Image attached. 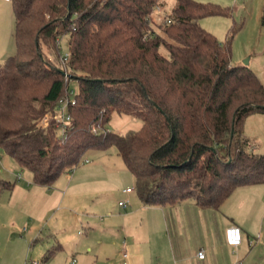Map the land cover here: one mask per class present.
I'll use <instances>...</instances> for the list:
<instances>
[{
    "label": "trees",
    "instance_id": "trees-1",
    "mask_svg": "<svg viewBox=\"0 0 264 264\" xmlns=\"http://www.w3.org/2000/svg\"><path fill=\"white\" fill-rule=\"evenodd\" d=\"M160 2L10 0L14 54L0 64V148L36 185L51 186L88 151L109 148L144 205L191 200L216 211L235 188L264 183V155L249 151L243 130L246 117L264 114V83L231 65L235 28L219 42L199 24L231 10L175 0L155 24ZM62 37L77 82L64 139L52 119L67 88ZM113 113L139 120V130H106ZM9 188L0 181V193Z\"/></svg>",
    "mask_w": 264,
    "mask_h": 264
},
{
    "label": "rangeland",
    "instance_id": "rangeland-1",
    "mask_svg": "<svg viewBox=\"0 0 264 264\" xmlns=\"http://www.w3.org/2000/svg\"><path fill=\"white\" fill-rule=\"evenodd\" d=\"M195 1L211 3L231 10L230 16L205 17L199 21V24L204 30L213 34L219 42H224L230 31L235 28L236 32L231 45V65L238 66L247 62L248 69L261 83H264V25L261 24L264 0ZM174 6L175 0H161L160 5L154 8L150 15V20L155 24H160ZM153 27L156 25L153 24ZM12 31L11 4L0 1V64L7 56L14 54ZM59 47V53L62 56L68 52L67 37L59 39ZM48 56L52 60L55 59L51 54ZM69 83L74 85V88L77 86V82L74 80ZM140 126L141 123L137 119L113 113L105 129L123 135L130 131H138ZM243 130L250 143L249 151L264 155V114L255 113L246 117ZM115 153L113 148L90 150L85 153L83 158L87 159L88 163L81 162L79 165H83L81 168H96L92 181L97 183L95 190L97 194L92 196V193L84 194L86 190H81L77 195L79 197L69 199L70 189L65 201L73 207L70 213L75 218L72 220L74 223L64 227L65 230L61 228L58 231L55 229V219L63 214L68 215V211L64 210L67 207H63L61 199L67 183L64 176L70 171L62 173L48 187L53 191V195H51L53 198L49 201L44 212L40 214L32 207L35 198L29 207L22 202L23 195H26L27 185L32 183V174L20 168L0 148V170H3L0 173V179L15 184L13 198L9 200L8 196L3 194L0 199V264H31L33 262L37 264H72V260H74L73 264H175V260L179 257L175 258L170 247V240L163 233L167 225L162 224V214L156 210L152 211L157 213V229L146 226L145 214L142 211L144 206L136 196L134 184H131L133 177ZM79 165L72 167L71 171ZM126 187L134 189L127 196L121 192ZM56 190L59 192L55 193ZM74 194H77L76 191ZM129 198L131 200H129L127 209L133 212L131 213L133 217L125 220L129 230H124L123 227L116 224L119 226L115 227L117 231H113L114 234H105L99 227L100 222H97L91 223V226L95 227L91 233L83 219L77 220L78 216H81V212H85L90 206L91 201L104 205L105 211L96 215L101 218L106 214L113 213L115 215L121 212L117 205L118 200L123 201ZM145 207L148 209L150 206ZM22 209H27L35 217L22 213ZM199 209L207 211L200 207ZM220 211L224 217H232L234 222L242 223L249 233V242L244 239L241 249L237 252L239 262H235L236 250L232 248V254H227V252L221 254L224 259L221 262L223 264H264V183L235 188L225 200L224 205L220 207ZM164 216L167 217L165 212ZM97 217L95 218L97 219ZM115 217L119 220V217L115 215L111 218L106 217L104 222L111 221ZM219 217L221 218V215ZM32 224L37 227L36 230H40L39 239L34 242L30 238L32 234H28ZM48 234H53L58 242L63 238L68 241V244L63 243L67 247L65 252L56 255L51 263L45 262L48 251H54V244L47 245L44 242L45 239H48ZM99 240L101 244H99ZM195 261L202 263L197 258Z\"/></svg>",
    "mask_w": 264,
    "mask_h": 264
},
{
    "label": "crops",
    "instance_id": "crops-1",
    "mask_svg": "<svg viewBox=\"0 0 264 264\" xmlns=\"http://www.w3.org/2000/svg\"><path fill=\"white\" fill-rule=\"evenodd\" d=\"M2 2H10V0H0ZM8 57V56H7ZM6 59V58H5ZM116 154V153H115ZM117 155V154H116ZM118 156V155H117ZM119 157V156H118ZM120 158V157H119ZM121 159V158H120ZM87 160V159H86ZM84 163H88L84 162ZM82 164L79 165L76 169L73 171H70L68 174H66L65 181L66 187H65V192L62 194V199L61 203L64 208V210L68 211V215H61V217H57L55 219V225H56V230L60 231L61 228L65 230L64 227L67 225L70 226L72 223H74L72 220L75 218L73 215H71V205L65 201L67 198V194L71 189V194L69 196V199L72 197H79L77 196L78 193L81 190H86V193H92L97 194L95 191L97 188V183L93 182V174H95V167H82ZM125 167V166H124ZM127 170V169H126ZM2 169L0 170V173H2ZM128 171V170H127ZM130 173V172H129ZM132 176V175H131ZM19 178V176H17ZM16 177V178H17ZM133 177V176H132ZM131 181V184L133 183L135 186V180L134 177ZM7 184H10L6 182L5 180H1ZM32 183H29L27 185V189L25 190V194L23 195L22 202L24 204H27V206H31L33 199L35 198L33 210H35L38 213L44 212L46 209L47 205L49 204V201L51 200V195H53L52 189H49L48 187L50 186H40L36 185L32 179ZM93 182V183H92ZM11 188L9 189H4L0 193V199L3 194L8 196L7 198L11 200L13 198L14 194V186L15 184L11 183ZM45 188V189H43ZM126 189H131L130 192H125ZM135 189V188H134ZM132 187H126L124 188L121 192L124 195H129L133 192L134 190ZM88 190V191H87ZM76 191L77 194H74ZM58 193L59 191H55V193ZM99 194V193H98ZM80 195V194H79ZM137 196V194H136ZM55 198V196H54ZM138 198V196H137ZM7 199V200H8ZM129 199H125L123 201L126 202L125 206H119L118 203L122 200H118L117 205L121 209V212L116 213L115 215L119 217V220L115 218H112L111 221L107 220L105 223L104 220L107 218H111L115 215L113 213L106 214L105 216H102L101 218H98L96 215L97 213H102L103 212V206L100 202L94 203L91 201L90 206H88L87 210L85 212H81V216H78L77 220L83 219L87 223V228L89 231L92 233L95 227L91 226V223H97L100 222L99 227L102 229V231L106 234H111L117 231L115 227L121 226L123 227L124 230H129L126 227L125 220L127 218L133 217L132 210L127 209V205L129 204ZM139 200V198H138ZM140 201V200H139ZM141 202V201H140ZM142 203V202H141ZM225 203V201H224ZM224 203L221 205L223 206ZM143 204V203H142ZM143 206H150L148 209L146 207L142 208V211L145 214V223L148 228L151 229H157L158 224L156 220V214L152 211L156 210L157 212H160L162 214V224L167 225L165 230H163V233L167 235V237L170 240V247L171 250L176 258L175 264H223L221 262L223 257L221 254L227 252V254L231 253V248L227 246L225 242V237H224V232L225 229L230 227V226H236L240 229L241 233V243L240 245L235 249L236 251V259L235 262L238 261L237 258V252L239 249H241V246L243 244V240L246 239L249 242V233L247 232V228L243 226L242 223L240 222H234V219L232 217H224V215L221 213L220 208L216 211H200L199 207L195 205V203L191 200H186L182 201L180 203H177L175 205H165V206H157V205H144ZM157 206V207H156ZM220 206V207H221ZM158 207H161V209H158ZM29 209V208H28ZM163 209V210H162ZM30 210V209H29ZM105 211V210H104ZM22 213H27V215H30L32 217H35L33 213L30 214L27 209H22ZM164 212L166 213L167 217L164 216ZM221 215V218L219 217ZM97 217V219L95 218ZM224 218V219H223ZM30 219V218H29ZM31 220V219H30ZM98 220V221H97ZM164 220V221H163ZM90 221V222H89ZM160 221V222H161ZM119 224V225H116ZM39 227V224H37ZM37 227L35 225H31L28 234H32L31 241H37L39 239V234L40 230H36ZM155 231V230H154ZM48 239H45L44 242L54 244L53 248L54 251H52L50 254L48 251V255L45 257V262L46 263H51L53 258L56 255L63 254L67 247L63 243H67V240H63L64 242L60 241L58 242L57 238L53 234H48L47 235ZM66 239V238H65ZM99 244L100 240L98 241ZM250 244V243H249ZM90 251V248H88ZM199 251H203L204 253V258L199 259L197 257V253ZM233 251V250H232ZM232 254V253H231ZM125 255V254H124ZM126 256V255H125ZM124 256V257H125ZM201 261L202 263H197L195 259ZM74 263V260H72V264Z\"/></svg>",
    "mask_w": 264,
    "mask_h": 264
},
{
    "label": "built area",
    "instance_id": "built-area-1",
    "mask_svg": "<svg viewBox=\"0 0 264 264\" xmlns=\"http://www.w3.org/2000/svg\"><path fill=\"white\" fill-rule=\"evenodd\" d=\"M67 61H68V54L66 53L60 58V68L63 71L64 81L67 85L65 90V94L58 100L55 106V111L53 114L52 119L55 122V127L58 131V136L60 139L65 138L66 130L68 129L71 123V116L69 114V107L75 104V88L74 85H70L71 82L70 75L67 73ZM45 125L47 124L48 117L43 119ZM83 162H87L85 159ZM131 189H126L125 192H130ZM125 201H120L118 203L119 206H125ZM225 242L228 247L232 249H236L241 243V233L240 229L236 226H230L225 229L224 232ZM204 253L203 251L198 252V256H202ZM31 264H37L35 262Z\"/></svg>",
    "mask_w": 264,
    "mask_h": 264
},
{
    "label": "bare ground",
    "instance_id": "bare-ground-1",
    "mask_svg": "<svg viewBox=\"0 0 264 264\" xmlns=\"http://www.w3.org/2000/svg\"><path fill=\"white\" fill-rule=\"evenodd\" d=\"M197 257H198L199 259H203V258H204V254L200 257V256H198V253H197Z\"/></svg>",
    "mask_w": 264,
    "mask_h": 264
},
{
    "label": "water",
    "instance_id": "water-1",
    "mask_svg": "<svg viewBox=\"0 0 264 264\" xmlns=\"http://www.w3.org/2000/svg\"><path fill=\"white\" fill-rule=\"evenodd\" d=\"M243 65L246 66L247 65V62H245Z\"/></svg>",
    "mask_w": 264,
    "mask_h": 264
}]
</instances>
